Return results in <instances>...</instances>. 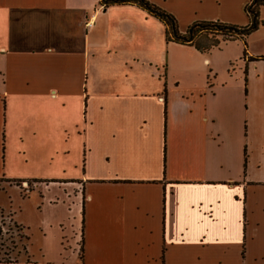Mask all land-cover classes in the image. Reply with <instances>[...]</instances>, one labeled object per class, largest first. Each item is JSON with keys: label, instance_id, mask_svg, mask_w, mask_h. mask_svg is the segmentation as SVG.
I'll return each instance as SVG.
<instances>
[{"label": "crops", "instance_id": "1", "mask_svg": "<svg viewBox=\"0 0 264 264\" xmlns=\"http://www.w3.org/2000/svg\"><path fill=\"white\" fill-rule=\"evenodd\" d=\"M149 1L183 33L249 24L251 0ZM0 103L21 142L51 105L77 154L44 184L70 201V244L0 264H264V24L201 53L136 5L0 0Z\"/></svg>", "mask_w": 264, "mask_h": 264}, {"label": "rangeland", "instance_id": "2", "mask_svg": "<svg viewBox=\"0 0 264 264\" xmlns=\"http://www.w3.org/2000/svg\"><path fill=\"white\" fill-rule=\"evenodd\" d=\"M57 120L53 107L44 104L37 113L28 114L25 123L19 122L18 129H24L27 134L21 142L18 135H6L5 109L0 103V208L22 228L19 232L13 224L4 228L0 221V261L25 259L22 247L40 257L46 234L65 247L70 244L67 233L70 201L66 193L54 185L50 193L44 187L49 181L65 180L76 170L73 164L77 154L70 153L76 150V145L67 135H57ZM34 127L40 136L34 135ZM20 147L24 152H19ZM6 149L8 153L3 154ZM23 181H27L24 186ZM17 185L20 188H16Z\"/></svg>", "mask_w": 264, "mask_h": 264}, {"label": "trees", "instance_id": "3", "mask_svg": "<svg viewBox=\"0 0 264 264\" xmlns=\"http://www.w3.org/2000/svg\"><path fill=\"white\" fill-rule=\"evenodd\" d=\"M104 7L120 5H136L150 16L161 21L166 27V41L183 46L194 47L201 53H206L222 42L243 40L256 32L264 23L261 20V9L264 0H251L245 12L249 18L247 26H238L220 21H196L183 33L180 31L178 20L166 10L154 5L149 0H100ZM246 49L244 55H246Z\"/></svg>", "mask_w": 264, "mask_h": 264}]
</instances>
